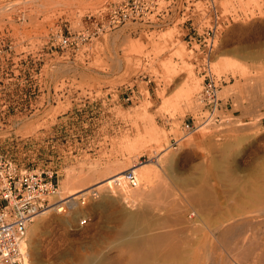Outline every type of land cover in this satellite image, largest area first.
<instances>
[{
  "label": "rangeland",
  "instance_id": "1",
  "mask_svg": "<svg viewBox=\"0 0 264 264\" xmlns=\"http://www.w3.org/2000/svg\"><path fill=\"white\" fill-rule=\"evenodd\" d=\"M112 1L0 0V154L53 171L55 201L98 191L85 206L77 197L35 217L25 264H264V0H217L225 23L203 63L219 80V122L199 118L195 131L183 125L207 114L193 64L203 55L168 15L154 28L127 21L60 47V34ZM150 119L157 144L142 136ZM134 165L131 187L121 176ZM141 166L154 173L149 183ZM132 245H143L136 260Z\"/></svg>",
  "mask_w": 264,
  "mask_h": 264
},
{
  "label": "built area",
  "instance_id": "2",
  "mask_svg": "<svg viewBox=\"0 0 264 264\" xmlns=\"http://www.w3.org/2000/svg\"><path fill=\"white\" fill-rule=\"evenodd\" d=\"M198 2L201 6L197 8L195 4ZM220 9L217 0H113L98 8L95 13L83 17L82 28L77 32L60 34L59 45L65 49L76 48L106 28L125 24L127 21L154 28L155 25L159 26L158 20L168 15L172 18L171 24L177 23L178 28H181L179 31L182 40L190 44V50L197 51L193 47L195 44L203 55L200 60H193V64L202 69V89L198 102L207 114L191 116L190 122L183 125L187 131H195L200 119L204 125L219 122V116L215 114L220 109L219 80L203 60L213 51L220 35L219 27L225 23ZM136 29L142 31V27ZM123 178L127 185H137L131 169L123 172ZM57 192L58 180L53 171L18 166L13 160L0 154V264H22V244L25 242L28 226L36 215L45 209L57 212L68 209L65 200H54ZM97 197L98 191L89 188L77 200L80 205L85 206ZM88 221L89 218L85 215L78 221V225L83 227Z\"/></svg>",
  "mask_w": 264,
  "mask_h": 264
},
{
  "label": "bare ground",
  "instance_id": "3",
  "mask_svg": "<svg viewBox=\"0 0 264 264\" xmlns=\"http://www.w3.org/2000/svg\"><path fill=\"white\" fill-rule=\"evenodd\" d=\"M132 53V52H131ZM190 93V92H189ZM205 125H207V124H205ZM142 136H143V138H145L146 140H148V142H150V143H159L160 141H161V139L163 138V135L157 130V128H155V126H154V124H153V122H152V120L150 119V121H149V124H148V126H147V128H144L143 129V131H142ZM141 165H143V164H141ZM137 167H136V165H134V166H132V168H131V170L133 171V173H134V171H135V169H136ZM137 174H138V177L142 180V181H144V182H146V183H149V180L152 178V176L154 175V173H153V171L151 170V168H149L148 166H141V168H139V170H137ZM121 178H122V180H124L123 179V175L121 176ZM152 180V179H151ZM116 181H119V179L117 180H114V184L113 185H116V186H119L120 188H121V191H122V193L124 194V196H130V194L128 193V191L127 192H125V190H123V188L121 187V183H120V181L119 182H116ZM148 181V182H147ZM113 182V181H112ZM111 182V183H112ZM116 183H118V184H116ZM146 183L144 184V185H146ZM143 184V183H142ZM71 185V173L70 172H67L66 174H65V176H64V178H63V180H62V186H63V190H66L69 186ZM140 187H142V185H140ZM117 188V187H116ZM119 188V189H120ZM139 189V188H138ZM143 189V188H142ZM145 189V188H144ZM59 190V189H58ZM87 190V189H86ZM136 189H134L133 190V196L135 195L134 193H137L138 194V191L136 190ZM141 190V189H140ZM139 190V191H140ZM85 190H83V191H81V192H79V193H77V194H75V195H72V196H67V197H64V198H61L60 197V200H65V202H67V204H68V208H71L72 206H74L76 203H75V200L77 199V197H79V195H82L83 194V192H84ZM143 191V190H142ZM142 191H140V192H142ZM146 191V190H145ZM144 192V191H143ZM58 193H59V191H58ZM132 193V192H131ZM60 194V193H59ZM136 194V196H138ZM135 197V196H134ZM128 198V197H127ZM131 198V197H130ZM133 198V197H132ZM203 201V200H202ZM262 206H264V205H262ZM50 209H45L44 211H42V212H40L38 215H43V214H46L48 211H49ZM80 211V210H79ZM260 211H261V209H260ZM82 214H84V213H82ZM38 215H36V216H38ZM35 216V217H36ZM34 217V218H35ZM229 217H231V216H229ZM236 217V216H235ZM238 217V216H237ZM243 218V217H242ZM228 219V218H227ZM230 221H231V219H230ZM242 221V220H241ZM225 222H226V220H225ZM229 222V221H228ZM232 222V221H231ZM230 222V223H231ZM238 222H240L239 220H238ZM246 222V221H245ZM241 224V223H240ZM243 224H246V223H243ZM243 224H241V225H243ZM229 226V225H228ZM232 226H234V225H232ZM231 226V227H232ZM230 227V226H229ZM228 227V228H229ZM238 227H240V226H238ZM238 227H237V225H236V231H237V229H238ZM188 228H190V227H188ZM217 228H218V226H217ZM233 229H234V227H232ZM232 228H230V231L232 232ZM242 229H243V227H242ZM198 230H199V228H198ZM224 231H225V227H224V229H223ZM226 230L227 231H229V229H227L226 228ZM246 230V229H245ZM215 231V230H214ZM213 231V232H214ZM217 231H219V230H217ZM221 231H222V229H221ZM226 231V232H227ZM244 232H246L247 233V231H244ZM220 233H222V232H220ZM227 233H229V232H227ZM238 233H239V230H238ZM222 234H225V233H222ZM221 234V235H222ZM191 235V234H190ZM211 235H212V233H211ZM220 235V236H221ZM226 235V234H225ZM231 235V234H230ZM134 236V235H133ZM213 236V235H212ZM216 236V235H215ZM228 236V235H227ZM232 236H234V235H232ZM225 236L223 235V236H221V238H223V240L224 239H226V237L224 238ZM229 237V236H228ZM243 237H244V234H243ZM242 237V238H243ZM218 238H219V235H218ZM239 238H241V237H239ZM133 239H135V238H133ZM142 239V238H141ZM228 239V238H227ZM244 239V238H243ZM127 240V239H126ZM139 240H140V238H139ZM139 240H137V241H139ZM223 240H220V242H222V246L224 247L225 246V249L227 248V249H230L229 248V246L228 247H226V243H228V245L230 244V242L229 241H231L230 239H228L227 241H223ZM233 240V239H232ZM242 240V239H241ZM240 239H239V243H240V241H241ZM245 240V239H244ZM26 241V240H25ZM131 242H133V243H135L136 242V240H135V242L134 241H132V240H130ZM243 241V240H242ZM247 241V240H246ZM128 242V241H127ZM127 242H125V243H127ZM215 242H217L216 240H215ZM219 242V241H218ZM139 243V242H138ZM138 243H136V244H138ZM214 243V242H213ZM223 243H225L224 245H223ZM239 243H236V245L237 244H239ZM243 243H245L244 241H243ZM140 245H141V243H139ZM138 244V245H139ZM148 244V243H147ZM147 244H146V246H147ZM219 244V243H218ZM234 244H235V242L232 244L233 246H234ZM25 245H26V243L24 242L23 244H22V251L24 252V257H23V262H22V264H25L26 263V260H28V258H27V253H26V248H25ZM128 245V244H127ZM131 245V244H130ZM215 245H216V243H215ZM244 246H245V244H243ZM162 246V245H161ZM240 246V245H239ZM239 246H237L236 248H238ZM133 247H135V246H133L132 245V248ZM142 247H143V245H142ZM141 247V248H142ZM154 247H156V246H154ZM139 249V247L137 246L136 248H133V249H130V251H131V256H132V258H134L135 260H136V258H138V257H141L140 256V251L142 250V249ZM222 248V247H221ZM235 248V247H234ZM242 248V244H241V247H239L238 249L240 250ZM246 248H248V247H246ZM243 249V250H246L247 251V249ZM223 249V248H222ZM224 249V250H225ZM226 249V250H227ZM231 249H233V248H231ZM235 250V249H234ZM258 250V249H257ZM231 251H233V250H231ZM231 251H230V253H231ZM250 251V248H249V250L247 251V252H249ZM255 251V250H254ZM141 252H143V251H141ZM146 252V251H145ZM236 252H238L237 251V249L235 250V253ZM219 253V252H218ZM225 253V252H224ZM229 253V254H230ZM252 253H253V251H252ZM141 254H143V253H141ZM232 254H233V252H232ZM241 254V253H240ZM239 254V255H240ZM209 256V255H208ZM228 256V255H227ZM240 256H242L243 258H245L246 256L245 255H240ZM248 257V256H247ZM251 257V256H250ZM131 258V259H132ZM142 258H143V256H142ZM147 258V257H146ZM230 258L231 259H233V257H231L230 256ZM236 258V257H235ZM249 258V257H248ZM247 258V259H248ZM134 259H133V261H134ZM141 259V258H140ZM143 260V259H142ZM152 260V259H151ZM155 260V259H154ZM164 260V259H163ZM235 261L236 260H238L237 258L236 259H234ZM264 260V259H263ZM132 261V262H133ZM140 261V260H139ZM234 261V262H235ZM147 262V261H146ZM207 262V261H206ZM209 262V261H208ZM226 262V261H225ZM228 262V261H227ZM231 262V261H230ZM232 263H233V260H232ZM231 263V264H232ZM244 263V262H243ZM229 264V263H228ZM237 264H239V262L237 263ZM240 264H241V261H240ZM245 264H255V261L253 262V261H245Z\"/></svg>",
  "mask_w": 264,
  "mask_h": 264
}]
</instances>
